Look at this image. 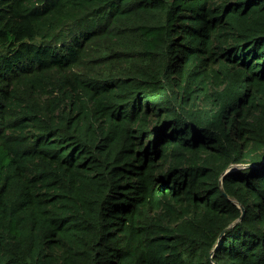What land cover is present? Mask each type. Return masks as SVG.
I'll use <instances>...</instances> for the list:
<instances>
[{"label": "trees", "instance_id": "obj_1", "mask_svg": "<svg viewBox=\"0 0 264 264\" xmlns=\"http://www.w3.org/2000/svg\"><path fill=\"white\" fill-rule=\"evenodd\" d=\"M0 264H264V0H0Z\"/></svg>", "mask_w": 264, "mask_h": 264}, {"label": "water", "instance_id": "obj_2", "mask_svg": "<svg viewBox=\"0 0 264 264\" xmlns=\"http://www.w3.org/2000/svg\"><path fill=\"white\" fill-rule=\"evenodd\" d=\"M240 207L243 209V214H244L245 210H244L243 206L241 205ZM243 214H242V215H243Z\"/></svg>", "mask_w": 264, "mask_h": 264}]
</instances>
